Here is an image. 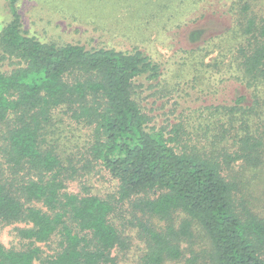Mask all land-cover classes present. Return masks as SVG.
<instances>
[{
  "label": "trees",
  "instance_id": "obj_1",
  "mask_svg": "<svg viewBox=\"0 0 264 264\" xmlns=\"http://www.w3.org/2000/svg\"><path fill=\"white\" fill-rule=\"evenodd\" d=\"M104 1L113 5L104 7L109 15L120 9L137 11L136 20L144 24L137 27L136 37L146 42L143 26L166 28L201 0ZM240 2L224 5L229 23L217 39L205 37L200 27L189 30L192 47L183 64H190L191 73L180 79L192 74L198 80L197 64L218 68L228 54L226 78L235 80L239 89L209 109L217 116L212 145L223 143L221 151L228 152L221 159L197 147L189 150L188 117L176 119L171 109L175 104L161 101V88L175 90L179 83L165 80V64L144 47H121L92 37L42 40L23 28L18 0H6L8 19L0 29V126L6 153L19 166L15 169L29 177L33 168L39 175L13 183L0 173V222L23 224L14 227L23 242L20 247L0 242V264H117L113 252L129 247L128 237L111 219L108 200L66 189L73 167L64 164L57 148L44 146V129L58 109L90 126L86 155L118 180L121 199L153 191L137 208L164 225L156 229L139 223L149 242L142 264L181 259L180 240L190 237L194 223L209 239L212 264H264V216L254 210L250 177L244 176L264 164V16L256 15L250 2ZM51 3L56 11L66 12L57 1ZM172 5L176 14L166 12ZM142 7L149 8L148 17ZM92 9L96 13L83 22L111 34L131 32L129 25L102 16L104 9ZM72 17L78 22L76 31L85 26ZM216 45L228 48L212 64H204ZM237 161H242L238 171ZM175 214L181 215L177 227ZM53 238L56 247L45 254L41 244Z\"/></svg>",
  "mask_w": 264,
  "mask_h": 264
},
{
  "label": "rangeland",
  "instance_id": "obj_2",
  "mask_svg": "<svg viewBox=\"0 0 264 264\" xmlns=\"http://www.w3.org/2000/svg\"><path fill=\"white\" fill-rule=\"evenodd\" d=\"M47 1L48 3L45 0H18V7L25 30L42 40L62 42L78 38L84 40L92 37L95 40H102L107 44L121 47L129 46L130 44L144 47L151 55L165 64L167 68L165 80L169 84L179 83L175 90L171 89L172 86L161 88V95L163 96L161 101L164 104L168 103V106L171 103L175 104V107L171 108L173 111H171L176 119L188 117L189 122L186 125L185 137L188 140L189 150L197 147L200 150L207 151L206 153L210 152L211 154L213 152L214 154L211 155L214 157L226 158L228 152L221 151L223 143L212 145V141L214 143L213 134L218 128L213 125L217 116L214 113H210L209 109H212V105L220 104V102L234 96L239 89V85L235 80L227 79L229 76L224 71L228 54L223 57V62L219 64L218 68H214L211 65L201 66L197 64L198 70L196 73L199 75L198 80L193 79L192 74L187 76L184 81H180V79L184 73H191V66H188L190 64L187 62L183 64L184 58H187L188 49L192 47L187 39L189 30L194 27H200L204 29L205 37L214 36L217 39L227 29L229 23L228 18L224 15V5L229 0H201L195 6L187 7L184 13L177 15L174 18V22L166 28H161L159 25L153 26L152 23L148 24V26H143L141 29L142 31L146 29V42H142L137 38L138 36L136 37L137 27L144 24L143 20H136L137 11L131 10L123 13L120 9L114 15H109L110 11L107 12L105 10L107 8L104 7L112 8L113 5L104 0H54L66 9V12H58L54 9L55 7L52 8L50 6L52 5V0ZM237 1H241L240 3L250 2L251 10L258 16H264V0ZM5 4L6 0H0V29L8 19ZM76 5H79V9ZM85 7L91 10L86 12ZM134 7L136 8V6ZM92 8L97 10L104 9L106 13H103L102 16L110 18L109 20L117 24L129 25L132 28L131 32L126 36L111 34L104 30L101 31V29H95L96 25L94 23L83 22L90 18L91 12L96 13ZM142 8L143 14L148 17L150 15L149 8ZM214 9L216 10L213 12ZM166 12L176 14L177 7L172 5ZM181 12L182 10L179 11V13ZM220 13H222L221 18L218 16ZM74 15L82 19L81 23L85 25L81 26L78 31L75 30L78 22L73 21L74 17L72 16ZM69 22L74 25H69ZM227 48L228 46L224 48L217 45L213 46L206 54L204 64H212L213 58ZM181 62L183 65H180ZM204 71L213 72L214 74L203 73ZM209 76L212 77L210 78ZM59 111L60 109L54 111L51 121L48 122L44 129V132L46 131L45 136H47L44 146L57 148L60 151L59 153H61L64 164L73 167V170H69L70 177L66 181V189L72 193L96 194L108 200L113 207V212L111 213L112 221L124 232L129 241V247L126 250L113 252L117 257V264H142L141 257L147 251L149 242L139 223L142 222V224L156 229L164 225L162 219L152 216L147 211L142 212L137 208V204L143 197L146 195L153 197V191L121 199L118 193V180L99 162L92 160L89 155H86L92 133L90 126L62 115ZM224 119L222 120L224 121ZM3 133L4 126H0V173L10 177L9 181L13 183H19L21 177H24V179H28L31 176L35 177L38 173L34 172L36 170L33 168L29 171V177L23 176L24 172H26L25 170L17 171L15 169V167L19 166H14L6 153V142L3 139ZM241 162L237 161L234 169L238 171ZM29 167L27 164L24 165L26 170ZM244 176L250 177L251 185L248 188L254 194L253 201L256 205L254 210L259 212L260 216H264V164L255 171L246 172ZM180 220L181 215L175 214L174 226L177 227ZM20 225L23 224H5L0 222V242L6 247H20L23 242L16 237L14 230L15 226ZM190 231V237H184L180 240V247L183 253L181 259L167 260L164 264H212L210 261V242L204 231L197 223L192 224ZM56 244L57 240L53 238L47 244H41V247L47 254L52 252ZM34 264H39V262L36 261Z\"/></svg>",
  "mask_w": 264,
  "mask_h": 264
}]
</instances>
